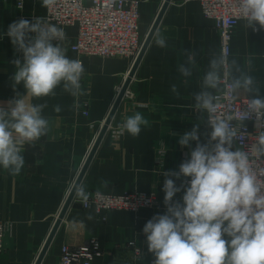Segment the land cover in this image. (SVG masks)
<instances>
[{
    "label": "crops",
    "instance_id": "obj_1",
    "mask_svg": "<svg viewBox=\"0 0 264 264\" xmlns=\"http://www.w3.org/2000/svg\"><path fill=\"white\" fill-rule=\"evenodd\" d=\"M17 1L0 0V106L4 107L16 92L25 93L22 84L17 86L16 92L12 88L11 77L15 71L12 61L22 60V53L16 51L6 35L8 26L21 18L33 21L46 14L41 0H21V7L17 6ZM163 1H142L141 36L147 33ZM55 25L66 33L63 46L67 55L83 62L82 91L74 97L59 87L54 97L28 101L47 104L43 115L49 120L50 131L34 146H25L22 153L25 165L19 175H10L0 168V218L6 223L0 264H34L36 261L133 63L126 57L80 55L70 49L75 27ZM158 33L166 38L167 47L156 45ZM230 48L229 61L235 58L243 71L255 77L264 96V29L253 31L246 27L245 21L239 20ZM185 49L197 52L196 67L190 78L177 71V66L186 59ZM219 52V34L202 14L199 3L170 0L81 180L88 193L143 191L155 196L157 206L137 212L97 211L93 205L83 208L75 196L43 257L44 263L59 259L61 245L76 247L91 238H95L102 249L100 255L93 257L92 264H150V259H155L148 251L142 229L154 215L166 211L163 172L178 171L196 146V141L190 142V147L181 146L180 137L199 125V142L208 140L211 128L206 123V113L193 110V94L200 91L211 55ZM173 84L179 97L171 91ZM238 96L247 97V94L241 91ZM83 102L87 103V116L79 106ZM56 105L62 109L59 113L54 111ZM135 112L147 118L149 126L134 138L127 132L122 133L119 126L124 117ZM236 147L240 148L235 143L233 150ZM187 179L190 178L182 177L175 182L180 186L182 182L187 184ZM105 180L109 181L106 187L102 184ZM183 194L182 189L174 201L182 203ZM88 214L93 219H87ZM128 240L136 242L141 251L139 258L125 247Z\"/></svg>",
    "mask_w": 264,
    "mask_h": 264
},
{
    "label": "clouds",
    "instance_id": "obj_2",
    "mask_svg": "<svg viewBox=\"0 0 264 264\" xmlns=\"http://www.w3.org/2000/svg\"><path fill=\"white\" fill-rule=\"evenodd\" d=\"M41 3L51 11L57 0ZM234 19L245 21L253 31L264 29V0H238ZM6 35L22 53V60L12 61V88L16 92L22 84L25 93L16 92L7 107L0 106V168L16 176L25 165V146H34L50 131L49 120L43 115L47 104H32L29 99L54 97L59 87L74 97L80 95L85 68L82 60L67 55L64 29L45 17L14 21ZM155 43L167 47L166 38L159 33ZM184 55L186 59L177 71L190 78L197 52L185 49ZM225 72L229 83L222 86ZM171 91L179 97L175 84ZM241 91L249 98L234 124L232 117L217 114L218 93L235 101ZM193 100V110L207 114L211 131L206 143L199 142V125L185 132L178 143L190 147V142L196 141L195 148L178 171L163 172L166 211L154 215L142 229L148 251L155 257L153 264H264V166L257 165L264 160V130L248 150H233L245 119L254 116L258 126L264 128V96L255 77L243 71L235 58L229 61L227 50L221 49L211 55ZM61 110L59 105L54 108L57 113ZM148 126L149 120L135 112L124 117L119 127L135 138ZM182 177L190 179L177 186L175 181ZM102 184L106 187L109 181ZM182 189V203L174 201ZM73 192L80 202L89 200L83 183L75 185ZM87 219L93 216L88 214Z\"/></svg>",
    "mask_w": 264,
    "mask_h": 264
},
{
    "label": "built area",
    "instance_id": "obj_3",
    "mask_svg": "<svg viewBox=\"0 0 264 264\" xmlns=\"http://www.w3.org/2000/svg\"><path fill=\"white\" fill-rule=\"evenodd\" d=\"M197 1L200 4L202 14L211 20L217 30L221 49H226L229 55L231 52V37L238 22L234 19L238 0ZM140 3H142V0H115L114 4H110L109 0H57L51 11L46 9V13L51 14L53 12L55 20L46 16L45 19L52 24L76 28V34L70 49L80 55L131 57L133 61L142 43V36L138 31ZM21 5L22 1L19 0L18 6L21 7ZM102 6L105 7V10H101ZM61 16L73 19L68 22ZM85 21L94 24V27L91 30L90 26L84 27L83 23ZM100 22H103L105 26L116 25L118 29L98 30ZM86 49L88 52L85 51ZM221 83L222 86L229 83L226 72ZM218 95L221 99L217 101L219 104L217 114L221 117H232L235 124L239 116V110H245V103L248 98H237L235 101H229L224 93H218ZM79 106L82 109V114L88 115L87 103H80ZM262 130L264 128L258 126V121L254 116L245 119L243 127L239 128L236 144L241 149L248 150L255 142V137ZM257 165L264 166V160L258 161ZM91 205L97 211L126 210L137 212L141 208H154L157 206V202L153 195L137 190L122 195L91 191L89 200L86 203L81 202V206L86 208ZM4 233L5 222L0 218V253L4 250L2 242ZM133 243V241H130L126 245L128 249L134 252V256H137L140 251ZM101 253L102 249L99 242L95 238H91L86 243L76 247H70L67 244L61 245L60 256L56 262H42L41 264H92L93 257Z\"/></svg>",
    "mask_w": 264,
    "mask_h": 264
},
{
    "label": "water",
    "instance_id": "obj_4",
    "mask_svg": "<svg viewBox=\"0 0 264 264\" xmlns=\"http://www.w3.org/2000/svg\"><path fill=\"white\" fill-rule=\"evenodd\" d=\"M169 2H170V0H164L163 1L150 30L146 33L144 40H143V43H142V46H141L140 50L138 51L136 57L133 60V63H132V66L128 72V75H127L126 79L124 80V82H123V84H122V86H121V88L117 94V97H116V99H115V101H114V103L110 109L108 116L106 117V119H105V121L101 127L100 132L98 133L93 145L91 146V148H90V150H89V152L85 158V161H84V163H83V165H82V167H81V169H80V171H79V173H78V175H77V177H76V179H75V181H74V183H73V185H72V187L68 193V196H67L62 208L60 209V211L56 217L54 225H53V227L49 233V236L47 237V239H46L36 261L34 262V264H41V262L43 261V257H44V255H45V253H46V251H47V249H48V247L52 241V238H53L62 218L64 217L67 209L69 208L73 198L75 197L74 192H73V188L75 185L81 183V180L84 176V173H85L90 161L92 160L94 153H95L102 137L104 136V134H105V132H106L113 116H114L115 111L117 110L122 98L124 97V95L126 93V90L129 87V84H130V82L134 76V73H135V71H136V69H137V67H138V65H139V63H140V61L144 55V52H145L148 44L150 43L152 37L155 34V31H156V29H157V27L161 21V18L163 16Z\"/></svg>",
    "mask_w": 264,
    "mask_h": 264
},
{
    "label": "rangeland",
    "instance_id": "obj_5",
    "mask_svg": "<svg viewBox=\"0 0 264 264\" xmlns=\"http://www.w3.org/2000/svg\"><path fill=\"white\" fill-rule=\"evenodd\" d=\"M19 1V0H18ZM18 1H17V6H18ZM143 1V0H142ZM189 1V0H188ZM195 1H197V0H195ZM198 2V1H197ZM199 3V2H198ZM140 5H141V3H140ZM200 5V4H199ZM19 7V6H18ZM200 9H201V7H200ZM101 10H105V7L104 6H102L101 7ZM159 11V10H158ZM158 13V12H157ZM157 13H156V15H157ZM60 14V13H59ZM156 15H155V17L153 18V20H152V22H151V24H150V26H149V28H148V31L150 30V28H151V26H152V24H153V22H154V20H155V18H156ZM45 16L47 17V18H49V19H54L55 20V16H54V14H53V12H51V14H49V12L48 13H46L45 14ZM62 18H64L63 16H61ZM139 17H140V7H139ZM205 17V16H204ZM206 18V17H205ZM64 19H66L68 22H71L72 21V19L73 18H70V17H65ZM208 19V18H207ZM62 20V19H61ZM61 20H59V21H61ZM210 20V19H209ZM211 21V20H210ZM239 21V20H238ZM238 23V22H237ZM213 25V24H212ZM83 26L84 27H89L90 26V30L94 27V24H92V23H89V22H84L83 23ZM236 26H237V24H236ZM236 26H235V28H236ZM214 27V26H213ZM215 28V27H214ZM235 28H234V30H235ZM76 29V28H75ZM118 29V27L116 26V25H110V26H105L104 25V23L103 22H100V25H99V28H98V30H117ZM234 30H233V32H234ZM138 31H139V19H138ZM147 31V32H148ZM140 33V32H139ZM146 35V34H145ZM145 35L144 36H142V38H141V40H142V43H143V40H144V37H145ZM142 43H141V45H140V48H141V46H142ZM219 45H220V37H219ZM71 46V45H70ZM140 50V49H139ZM220 50H221V47H220ZM86 52H88L87 51V49L85 50ZM89 56H93V55H89ZM229 56V55H228ZM136 57V56H135ZM126 58H131V57H126ZM128 75V74H127ZM127 77V76H126ZM126 79V78H125ZM122 86V85H121ZM121 88V87H120ZM120 90V89H119ZM128 90V89H127ZM127 90H126V92H127ZM119 92V91H118ZM126 94V93H125ZM125 96V95H124ZM237 98H244V99H247V98H249L248 96L247 97H240V96H238ZM109 114V113H108ZM85 116V115H84ZM87 116V115H86ZM108 116V115H107ZM206 119H207V114H206ZM207 121V120H206ZM207 123V122H206ZM208 125V124H207ZM108 129V128H107ZM100 130H101V128H100ZM100 130H99V132H100ZM98 132V133H99ZM98 135V134H97ZM97 137V136H96ZM96 139V138H95ZM95 141V140H94ZM94 143V142H93ZM93 143H92V145H93ZM89 152V151H88ZM88 154V153H87ZM87 156V155H86ZM86 158V157H85ZM84 161H85V159H84ZM84 163V162H83ZM132 192H134V191H136V190H131ZM131 191H127L128 193H130ZM140 192H143V191H140ZM126 193V192H125ZM105 194H108V193H105ZM122 194H124V193H122ZM122 194H111V195H122ZM152 195V194H151ZM154 196V195H153ZM155 197V196H154ZM74 199V198H73ZM156 199V198H155ZM73 201V200H72ZM156 202H157V200H156ZM72 203V202H71ZM141 209H145V208H141ZM112 211H115V210H112ZM126 211V210H125ZM3 220V219H2ZM5 227H6V223H5ZM4 240H5V233H4V235H3V238H2V242H3V245H4ZM130 241H133L134 243V245H135V247L136 248H138V250L140 251V249H139V247L136 245V242L134 241V240H128L126 243H128V242H130ZM126 243H125V247H127V245H126ZM130 250V249H129ZM132 252V251H131ZM132 254L133 255H135L134 254V252H132ZM60 256V255H59ZM141 256V251H140V254L139 255H137V256H134V257H140ZM153 259H150V261H149V263L150 264H153ZM43 262V261H42ZM41 262V263H42Z\"/></svg>",
    "mask_w": 264,
    "mask_h": 264
}]
</instances>
